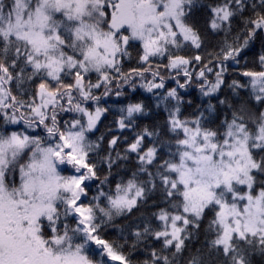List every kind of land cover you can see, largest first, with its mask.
Instances as JSON below:
<instances>
[{"label": "snow or ice", "instance_id": "6c2138e0", "mask_svg": "<svg viewBox=\"0 0 264 264\" xmlns=\"http://www.w3.org/2000/svg\"><path fill=\"white\" fill-rule=\"evenodd\" d=\"M0 264H264V0H0Z\"/></svg>", "mask_w": 264, "mask_h": 264}]
</instances>
